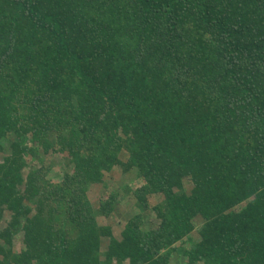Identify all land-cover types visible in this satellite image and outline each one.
I'll list each match as a JSON object with an SVG mask.
<instances>
[{
    "label": "trees",
    "instance_id": "1",
    "mask_svg": "<svg viewBox=\"0 0 264 264\" xmlns=\"http://www.w3.org/2000/svg\"><path fill=\"white\" fill-rule=\"evenodd\" d=\"M115 170L162 198L119 240ZM175 256L264 264V0H0V264Z\"/></svg>",
    "mask_w": 264,
    "mask_h": 264
},
{
    "label": "rangeland",
    "instance_id": "2",
    "mask_svg": "<svg viewBox=\"0 0 264 264\" xmlns=\"http://www.w3.org/2000/svg\"><path fill=\"white\" fill-rule=\"evenodd\" d=\"M125 155H122L123 160ZM61 155L50 154L45 162L46 175L49 180L57 183L61 174L64 175V168L62 169L61 162L63 160ZM142 186V183L136 177L135 172L132 170L128 173H124L121 170H115L110 176H106L105 182L102 184H95L89 195L90 201L93 205H99L101 200H107L111 194L117 195L113 201V211L110 217L106 220H101L100 223L109 224L112 228L113 234L116 239L121 238V233L124 227L131 219L142 217L145 223L149 222L158 224V219L155 214L151 211L152 207L158 205L162 198L161 196H152L149 198L147 208L142 209L138 207L137 200L135 199L133 192ZM188 191H190V185H186ZM140 205V204H139ZM198 235L195 234L194 241L186 242L183 245L185 248H190L197 242ZM17 247L21 248V239H17ZM175 260L171 264H185V262L178 257H174Z\"/></svg>",
    "mask_w": 264,
    "mask_h": 264
}]
</instances>
